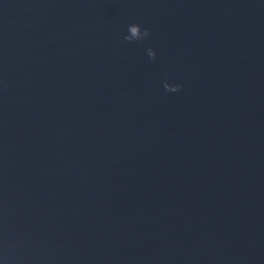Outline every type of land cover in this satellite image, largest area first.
<instances>
[{
    "label": "water",
    "instance_id": "95a60500",
    "mask_svg": "<svg viewBox=\"0 0 264 264\" xmlns=\"http://www.w3.org/2000/svg\"><path fill=\"white\" fill-rule=\"evenodd\" d=\"M0 264H264V0H0Z\"/></svg>",
    "mask_w": 264,
    "mask_h": 264
},
{
    "label": "clouds",
    "instance_id": "9594fccd",
    "mask_svg": "<svg viewBox=\"0 0 264 264\" xmlns=\"http://www.w3.org/2000/svg\"><path fill=\"white\" fill-rule=\"evenodd\" d=\"M128 31L130 32V35H126L124 39L129 42L134 41V40L141 41V40L147 39L150 35V32L147 28L143 29L142 31L141 26L137 24L129 25ZM155 55L156 53L151 48H149L148 56L154 59ZM163 86L168 92H178L182 88V85L180 84H171V83H168L167 81H165Z\"/></svg>",
    "mask_w": 264,
    "mask_h": 264
}]
</instances>
